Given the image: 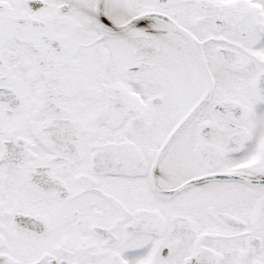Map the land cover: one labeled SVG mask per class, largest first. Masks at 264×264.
Wrapping results in <instances>:
<instances>
[{"label":"snow or ice","instance_id":"6c2138e0","mask_svg":"<svg viewBox=\"0 0 264 264\" xmlns=\"http://www.w3.org/2000/svg\"><path fill=\"white\" fill-rule=\"evenodd\" d=\"M0 264H264V0H0Z\"/></svg>","mask_w":264,"mask_h":264}]
</instances>
